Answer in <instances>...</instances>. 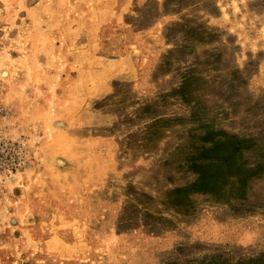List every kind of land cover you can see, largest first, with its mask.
Returning <instances> with one entry per match:
<instances>
[{"label": "rangeland", "instance_id": "374dc122", "mask_svg": "<svg viewBox=\"0 0 264 264\" xmlns=\"http://www.w3.org/2000/svg\"><path fill=\"white\" fill-rule=\"evenodd\" d=\"M0 264H264V0H0Z\"/></svg>", "mask_w": 264, "mask_h": 264}]
</instances>
